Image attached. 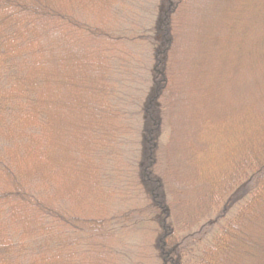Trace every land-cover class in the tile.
Returning a JSON list of instances; mask_svg holds the SVG:
<instances>
[{"label":"trees","instance_id":"1","mask_svg":"<svg viewBox=\"0 0 264 264\" xmlns=\"http://www.w3.org/2000/svg\"><path fill=\"white\" fill-rule=\"evenodd\" d=\"M144 1L0 0V264H264V157L230 176L214 200L197 195L190 205L174 185L170 133L162 148L156 136L160 114L169 125V60L188 0H157L149 30L138 21ZM243 1L244 17L228 21L237 32L250 14L264 20V0ZM39 16L98 66L86 88L102 120L78 127L96 185L84 205L57 184ZM142 49L148 92L131 113Z\"/></svg>","mask_w":264,"mask_h":264},{"label":"rangeland","instance_id":"2","mask_svg":"<svg viewBox=\"0 0 264 264\" xmlns=\"http://www.w3.org/2000/svg\"><path fill=\"white\" fill-rule=\"evenodd\" d=\"M239 1L242 0L186 1L172 46L169 125L167 115L160 114L156 143L159 148L165 146L170 133L168 150L176 171L174 185H181L177 188L185 191L190 205L206 194L214 200L227 188L230 176L242 172L248 162H259L264 157V20L258 13L251 15L248 11L254 21L234 31L228 21L236 16L231 22L237 26L239 17H244L245 7ZM157 2H143L138 20L142 29L154 26L156 13L152 16V7ZM39 17L38 34L43 45L42 62L48 69L53 121L49 150L59 163L57 184L78 205H84L96 185L88 159L80 151L78 127L85 121L102 120L86 88L87 81L97 77L98 66L84 44L67 40L49 20ZM147 52L142 49L137 66L131 65L138 70L130 93L131 113L140 110L144 93L148 92L143 75L148 70ZM138 148L142 151L143 145ZM199 229L193 228L191 237L196 238ZM204 230L208 238L215 228Z\"/></svg>","mask_w":264,"mask_h":264}]
</instances>
